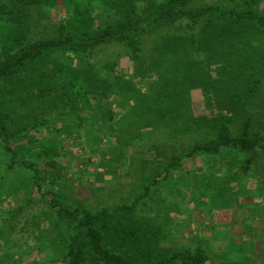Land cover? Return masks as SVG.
Listing matches in <instances>:
<instances>
[{
	"label": "rangeland",
	"instance_id": "obj_1",
	"mask_svg": "<svg viewBox=\"0 0 264 264\" xmlns=\"http://www.w3.org/2000/svg\"><path fill=\"white\" fill-rule=\"evenodd\" d=\"M80 1L105 11L111 2ZM136 1L138 13L145 15L162 0ZM207 3L235 6L229 0H197L191 7ZM258 9L264 10V0ZM64 10L62 4L56 8L34 6L29 16L30 36L55 35ZM191 29L193 26L182 22L140 36L144 57L149 61L161 43L189 39ZM197 48L178 46L177 51L164 55L159 67L166 70V75L159 77L156 72L136 74L133 60L119 43L102 45L89 57L56 54L52 59L70 69L55 77L56 89L76 75L74 70L86 68L89 60L97 69L113 61L114 72H119L127 84L114 86L107 94L100 88L91 93L88 103L77 107L62 103L56 90L45 100L38 97L25 113L47 121L16 145L22 157L29 154L28 149L37 151L45 138L61 143L57 166H48L38 158L37 162L44 178L43 190L54 183L53 189L68 205L100 209L128 203L143 194L144 186L156 175L159 183L139 201L133 220L159 228L166 234L165 245L175 249L194 250L202 242L211 262L230 259L241 264H264V153L239 154L232 168L221 165L224 161L218 159L196 158L186 160L180 169H172L168 177L164 172L173 153L186 152L196 140L212 136L211 121L204 117L210 116L216 104L219 86L228 84L234 89L241 83L239 77L243 82L247 75H260L263 82L257 95L248 100L243 116L232 124L238 129L243 117L254 112V127L264 131V57L259 63L262 65L241 74L222 67L226 55H217L207 64ZM196 61L206 64L210 72L207 82L183 86L188 69ZM100 74L101 80L115 82L113 75ZM173 74L177 79L165 81ZM166 90L168 97L163 98ZM175 92L185 95L177 100L173 98ZM154 94L161 97L162 107L151 102ZM155 145L161 148L160 155ZM8 163L9 156L0 141V264H64L71 233L68 222L51 208L48 196L32 187L29 169L9 168Z\"/></svg>",
	"mask_w": 264,
	"mask_h": 264
},
{
	"label": "trees",
	"instance_id": "obj_2",
	"mask_svg": "<svg viewBox=\"0 0 264 264\" xmlns=\"http://www.w3.org/2000/svg\"><path fill=\"white\" fill-rule=\"evenodd\" d=\"M195 1L162 0L149 14L140 15L136 0H111L107 11L80 0H0V141L9 156L8 167L29 169L32 187L48 196L51 208L56 210L60 219L68 222L71 233L65 245L64 264H241L230 259L211 262L202 242L194 250L166 246V234L160 233L159 228L133 220L139 201L159 183L156 175L144 186L143 194L128 203L100 209L68 205L53 189L54 183L43 190L44 178L37 162L38 158L48 166H57L61 143L51 137L45 138L37 151L31 153L32 148L28 149L26 153L29 154L22 157L16 145L19 139L29 138L33 128L39 129L47 121L25 113L38 97L45 100L56 90L62 103L77 107L88 103L91 93L100 88L103 94H107L114 86L127 84L119 72H114L116 63L113 61L105 62L97 69L89 60L86 68L74 70L76 75L56 89L55 77L70 70L65 63L52 59L59 53L89 57L102 45L119 43L133 60L136 74L156 72L158 77L166 75V70L159 67L164 55L177 51L178 46L198 47L207 64L217 55H226L227 61L222 67H231L241 74L262 65L259 63L264 57V10L258 9L261 0H229L234 7L207 3L192 8ZM58 4L65 8V14L56 34L30 36L31 9L34 6L56 8ZM182 22L193 26L190 38L173 39L172 44L161 43L159 51L148 61L143 54L140 36L155 34ZM196 27L200 28L198 32L194 30ZM100 71L104 76L113 75L111 78L115 82L101 80ZM173 75L165 77V81L177 79L178 76ZM209 76L205 63L193 62L183 86L203 85ZM239 78L241 83L234 89L228 84L219 86L221 91L215 95L216 104L210 109V116L204 117V120L211 121L212 136L196 140L186 152L173 153L164 166L166 177L172 169L183 167L186 160L214 158L224 161L221 165L232 168L237 164L239 154L264 153V131L254 127V112L243 117L238 129L232 124L243 116L248 100L259 92L262 77L247 75L243 82ZM168 93L166 90L162 97H168ZM177 93L173 97L177 100L179 95H185ZM151 102L158 108L164 104L156 94ZM262 103L264 107V99ZM112 118L110 113L108 119ZM155 149L159 155L162 153L159 146L155 145Z\"/></svg>",
	"mask_w": 264,
	"mask_h": 264
}]
</instances>
